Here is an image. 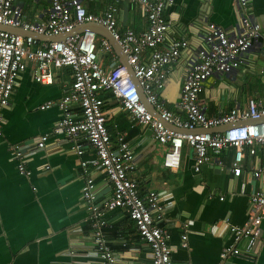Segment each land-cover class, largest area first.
Listing matches in <instances>:
<instances>
[{
  "label": "built area",
  "instance_id": "1",
  "mask_svg": "<svg viewBox=\"0 0 264 264\" xmlns=\"http://www.w3.org/2000/svg\"><path fill=\"white\" fill-rule=\"evenodd\" d=\"M17 1L0 0V25L22 28L31 34L21 35L0 28V139L5 109L20 75L32 67L33 78L48 85L54 82L58 70L70 67L73 79L66 85L63 95L45 101L40 108L57 106L60 109L61 116L54 132L65 134L73 142L71 149L80 159L84 177L82 196L89 211L98 257L106 264H116L115 251L106 233L109 223L104 217L105 211L115 209L125 210L134 221L140 238L148 245L151 264H172L174 250L172 230L167 224V203L156 190L140 191L135 176L137 161L127 139L128 132H118L115 142L107 125L105 92H111L127 111L133 125L151 127L154 138L165 149L163 165L171 170L180 167L185 146L193 151L195 173L212 162L224 166L219 154L227 148L233 149L231 171L241 169L247 154L256 156L262 152L250 171L258 185L250 196L247 221L233 224L225 220L220 233L230 232L233 237V242L222 248L223 260L230 254L242 252L238 246L242 239L246 241L245 250L253 251L254 244L262 236L264 219V121L258 122L264 116V96L249 99L244 107L234 106L214 115H208L200 101V93L210 77L234 72L255 45L264 51V26L252 18L250 0H233L239 18L235 30L208 21L204 25L202 44L193 48L186 38L166 42L168 22L164 11L174 0H127L138 5L147 19L146 30L142 32L130 27L120 30L114 4L103 13H93L81 0H51L44 19L29 20L24 18ZM86 22L100 23L111 32L126 53L139 85L158 116L142 101L129 68L117 61L119 56L108 38L90 30L73 32L75 27ZM36 34L69 35L63 40H49L37 38ZM187 48H192L190 63L183 77L179 100L175 106H170L162 98V91L172 64ZM100 51L116 60L115 66L104 67ZM225 124L232 125L221 131L211 130ZM168 125L188 132L176 131ZM49 138L50 133L38 135L33 147L28 148L29 152L23 145L9 146L20 173L31 175L29 159L46 147ZM86 147L94 152L90 158L83 157ZM99 174L104 175L112 187L111 195L104 199L98 197L96 180ZM169 195L172 199L173 195ZM212 230L217 232L218 225L214 224ZM187 237L183 231L184 247L188 245Z\"/></svg>",
  "mask_w": 264,
  "mask_h": 264
},
{
  "label": "crops",
  "instance_id": "2",
  "mask_svg": "<svg viewBox=\"0 0 264 264\" xmlns=\"http://www.w3.org/2000/svg\"><path fill=\"white\" fill-rule=\"evenodd\" d=\"M81 1L93 13H103L114 4L120 30L127 27L136 32L146 30L147 19L135 3ZM17 3L24 18L42 20L51 0H18ZM250 4L252 18L264 26V0H250ZM164 14L168 22L166 42L186 38L192 48L202 44L206 22L235 30L239 21L233 0H174ZM192 48L183 49L172 64L162 91V98L170 106L179 100ZM99 56L107 69L119 61L103 51ZM72 79L71 68L64 67L56 72L52 84H42L33 78L29 67L18 78L5 109L0 139V264H106L96 254L93 244L89 211L82 196L84 177L80 159L71 149L73 142L65 134L54 132L61 111L57 106L40 108L45 101L60 98ZM103 96L113 141H117L118 132H128L127 139L137 161L135 176L140 191L156 190L167 203V224L172 230L174 246L172 264H264V219L262 236L253 251L245 250L246 241L242 239L238 242L242 252L230 255L226 261L221 251L233 242V237L230 232L220 234L225 220L233 224L247 221L250 196L258 185L250 171L262 152L256 156L247 154L241 169L231 171L233 149L227 148L219 154L224 166L212 162L195 173L193 151L185 146L180 167L171 170L163 165L165 149L156 141L152 130L133 125L127 111L113 96L107 92ZM263 96L264 51L255 45L234 72L214 75L205 82L200 101L206 113L214 115L234 106L244 107L249 99ZM43 133H50V138L46 147L29 159L31 175L20 173L9 146L23 145L29 152L34 139ZM93 154L91 147H86L83 157L90 158ZM96 181L99 199L110 196L112 187L108 179L99 174ZM169 194L173 195L172 199ZM104 217L109 223L106 233L115 251L116 264H151L148 245L140 238L128 213L123 209L108 210ZM214 224L218 225L217 232L212 230ZM183 231L188 236L186 247L182 246Z\"/></svg>",
  "mask_w": 264,
  "mask_h": 264
},
{
  "label": "water",
  "instance_id": "3",
  "mask_svg": "<svg viewBox=\"0 0 264 264\" xmlns=\"http://www.w3.org/2000/svg\"><path fill=\"white\" fill-rule=\"evenodd\" d=\"M0 28H3V29H6L8 31H11L13 33H16V34H21V35H28V34H31L30 32L22 29V28H16V27H11V26H2L0 25ZM78 30H90V31H94L96 32L97 34L99 35H102L106 38L109 39L110 43L112 44L115 52L117 53V55L119 56V60L121 63H123L124 65H126L129 70H130V73H131V76L133 78V80L135 81V83L138 85V88H139V91H140V95H141V99L142 101L147 105L148 109L153 112L156 116H158V113L157 111L155 110L154 106L148 101L146 95L144 94L143 92V89L141 88V86L139 85V82L133 72V69L131 68L129 62H128V59H127V55L126 53L122 50L121 46L119 45V43L114 39V37L112 36L111 32L105 27L103 26L102 24L100 23H96V22H86L84 24H81V25H78L77 27H75L74 31L73 32H77ZM72 32V33H73ZM69 35V34H59V35H52V36H45V35H38L36 34L35 36L37 38L39 37H42V38H47L49 40H63L66 38V36ZM264 121V116L258 121V122H263ZM245 122V121H244ZM238 124V123H237ZM230 125L232 124H225V125H222V126H219L218 128L216 129H211V130H216V131H221V130H224L226 129L227 127H229ZM168 126H171L173 127L176 131H180V132H188L187 130L185 129H181V128H178V127H174L173 125H168ZM149 130H152L151 127H149ZM232 255V254H230ZM229 257V256H228ZM228 259V258H227ZM226 259V260H227ZM225 260V261H226Z\"/></svg>",
  "mask_w": 264,
  "mask_h": 264
},
{
  "label": "trees",
  "instance_id": "4",
  "mask_svg": "<svg viewBox=\"0 0 264 264\" xmlns=\"http://www.w3.org/2000/svg\"><path fill=\"white\" fill-rule=\"evenodd\" d=\"M110 96H113L112 94H111V92L110 93H108Z\"/></svg>",
  "mask_w": 264,
  "mask_h": 264
}]
</instances>
